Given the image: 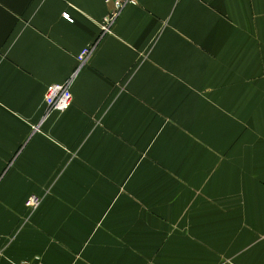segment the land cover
Wrapping results in <instances>:
<instances>
[{
  "label": "crops",
  "instance_id": "obj_1",
  "mask_svg": "<svg viewBox=\"0 0 264 264\" xmlns=\"http://www.w3.org/2000/svg\"><path fill=\"white\" fill-rule=\"evenodd\" d=\"M111 10L0 0V264H264V0Z\"/></svg>",
  "mask_w": 264,
  "mask_h": 264
},
{
  "label": "built area",
  "instance_id": "obj_2",
  "mask_svg": "<svg viewBox=\"0 0 264 264\" xmlns=\"http://www.w3.org/2000/svg\"><path fill=\"white\" fill-rule=\"evenodd\" d=\"M107 5L112 6L110 14L105 18L104 22L101 24V30L103 36L113 33V26L115 25L118 18L121 16L123 10L130 4H136V0H104ZM64 18L73 23V19L64 15ZM96 49V45L89 46L85 48L78 56V60L81 64H85L86 61L93 55ZM75 78H71L63 84H54L47 87L44 95V102L47 108V115L45 119L52 113H64L66 112L73 104L74 95L72 92V86ZM35 131H39V127H34ZM43 198L41 196L33 195L27 199V207L32 214L36 212L41 206ZM17 264V263H14ZM18 264H32L30 262H22Z\"/></svg>",
  "mask_w": 264,
  "mask_h": 264
}]
</instances>
